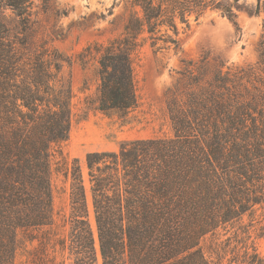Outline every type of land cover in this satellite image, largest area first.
I'll return each instance as SVG.
<instances>
[{"label": "trees", "instance_id": "1", "mask_svg": "<svg viewBox=\"0 0 264 264\" xmlns=\"http://www.w3.org/2000/svg\"><path fill=\"white\" fill-rule=\"evenodd\" d=\"M35 1L0 0V264H26L19 257L35 241L29 264H65L49 253L55 174L70 184L71 213L69 236L54 249L70 264H99V255L102 264H264L256 244L264 237V226L256 228L264 210V34L254 65L185 63L167 101L173 136L89 153L86 180L80 160L70 164L64 154L73 92L61 74L72 58L39 37ZM240 1L132 0L120 34L78 55L84 67L98 64L90 104L126 116L138 106L141 50H180L179 26L209 11L239 31ZM209 238L217 262L204 252Z\"/></svg>", "mask_w": 264, "mask_h": 264}, {"label": "rangeland", "instance_id": "2", "mask_svg": "<svg viewBox=\"0 0 264 264\" xmlns=\"http://www.w3.org/2000/svg\"><path fill=\"white\" fill-rule=\"evenodd\" d=\"M132 0H36L34 11L39 37L48 38L60 52L72 58L65 64L62 78L71 82L73 99L72 120L64 154L70 164L79 159L87 180L86 157L93 152H116L128 141L171 138L173 127L167 111V101L179 88L185 63L200 64L206 58L209 67L221 63L226 68L246 67L259 60V44L264 34V0L261 14L255 12L258 0H241L235 8L240 30L221 12L209 11L199 19L191 17L190 27L180 25L181 49L156 52L149 44L134 59V80L138 106L126 116H107L90 104L95 98L99 83L98 64L92 60L84 67L78 55L90 44L106 43L122 31ZM233 1V0H231ZM88 184V183H87ZM54 220L49 232L51 258L57 263L70 264L67 252H61L59 239L68 238L70 184L62 174H55ZM90 198V197H89ZM91 206V204H90ZM256 228L264 226V210H259ZM245 222L248 224L249 219ZM90 223L94 231L95 245L99 240L95 216L91 206ZM231 234L220 236L225 241ZM256 238L255 234H253ZM40 242L27 243L19 261L29 264V253L39 247ZM210 238L203 244L206 255L217 262L210 251ZM256 244L264 257V237ZM55 250V251H54ZM228 257L222 264H229ZM99 264H102L99 255Z\"/></svg>", "mask_w": 264, "mask_h": 264}]
</instances>
